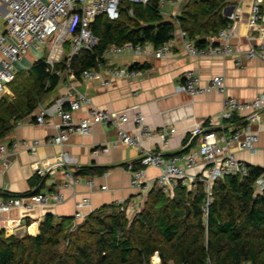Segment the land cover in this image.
Returning <instances> with one entry per match:
<instances>
[{"label":"built area","instance_id":"built-area-1","mask_svg":"<svg viewBox=\"0 0 264 264\" xmlns=\"http://www.w3.org/2000/svg\"><path fill=\"white\" fill-rule=\"evenodd\" d=\"M124 1L142 5L156 1L159 13L175 25L172 36L158 47L150 42L136 44L127 42L109 46L96 59L94 66L81 71L80 76L85 80H99L100 84L106 87L114 79L127 81L137 79L142 75V71L137 67H110L104 77L102 69L108 60L124 55L163 59L178 39L185 54L190 57L231 60L237 68H244L249 62L264 64V43L250 45L247 48L234 43L236 24L242 18L240 5L243 0H236L233 9L225 14L229 22L208 40L205 47L195 46L179 26L177 17L188 0H0V96L5 93L8 84L14 81L16 64L28 53H39L42 44L46 50V56L42 59L48 67L47 70L54 71V66L64 56L67 57V70L64 75L71 90L49 104L38 106L36 122L44 124L47 118L52 120V125L57 131L54 136L45 140L17 139L9 146L0 143V173L9 167L10 156L18 149L23 148L34 154L36 147L42 142L61 145L70 134L87 135L94 124L104 123L116 129L117 137L96 148L94 153H107L116 147L117 142L138 149L136 160L139 167L134 168L132 162L127 165L130 187L138 194L120 202V211L130 217L141 210L146 192L150 189L149 181L145 178V169L155 167L159 172L151 183L170 198L180 185L188 189L194 188L197 182L203 185L205 197L202 211L205 219L213 200L211 191L214 181L224 176L244 177L248 174V164L237 158L232 148L250 153L256 151L255 143L258 141L259 131L255 125L264 123V90L257 92L251 99L240 100L227 94L224 75H214L206 84H202L200 75L194 70H188L174 90L191 97L217 91L223 97L221 110L215 115L199 119L194 124L188 143L174 153H166V150L170 144L168 136L175 129H152L141 111L132 118L139 129V134L128 133L122 127V123L129 120L128 115L93 105L91 99L71 83L75 76L70 70L73 57L82 51L91 52L99 44V37L90 29L95 18L104 15L109 20L118 19L120 6ZM128 13L132 15L131 8ZM262 21L264 0H251L246 19L247 26H258ZM54 73L60 74L58 71ZM136 93L137 91H134L133 94ZM80 110H84L85 115L73 118L72 113ZM154 137L164 139L161 150L155 151L145 145V142ZM191 143L193 144L189 145ZM67 158V153L62 152L60 155L37 159L33 163V170L38 174L50 173L66 166ZM196 167H202L203 170L199 174H190L189 171ZM78 182V176L66 169L62 187L72 188ZM87 183L92 184L91 181ZM254 187L258 193L264 191V171L256 178ZM64 200L65 197L59 189L39 191L27 196L12 194L4 189L0 190V213L20 209L30 211L34 207L57 204ZM81 205L83 202L78 203V207ZM83 218L82 213L76 211L71 230L76 229ZM153 257L154 255L150 259V264H156L152 260ZM205 264L211 263L208 260Z\"/></svg>","mask_w":264,"mask_h":264},{"label":"trees","instance_id":"trees-1","mask_svg":"<svg viewBox=\"0 0 264 264\" xmlns=\"http://www.w3.org/2000/svg\"><path fill=\"white\" fill-rule=\"evenodd\" d=\"M232 1L188 0L177 17L179 26L195 46L205 47L208 37L229 22L223 9ZM90 29L100 41L91 52L82 51L72 58L70 70L75 77L94 66L109 46L150 42L158 47L171 38L175 25L159 13L156 1L147 5L124 1L118 19L99 15ZM66 62L64 56L54 66L57 75L38 59L28 69L34 84L26 95L18 97L12 91L14 99L0 100V138L13 122L38 108L65 74ZM132 163L139 167L138 160ZM93 170L81 169L78 174L102 172ZM262 171L264 168L248 165L244 177L215 180L205 219V193L199 182L192 189L180 185L172 198L152 186L135 215L127 217L120 211V203L111 204L87 214L74 230L72 219L56 221L46 214L37 230L22 238L0 231V264H150L155 254L161 264H205L208 260L211 264H264V191L258 193L254 187ZM37 192L36 188L32 193ZM31 224L26 220L28 228Z\"/></svg>","mask_w":264,"mask_h":264},{"label":"crops","instance_id":"crops-1","mask_svg":"<svg viewBox=\"0 0 264 264\" xmlns=\"http://www.w3.org/2000/svg\"><path fill=\"white\" fill-rule=\"evenodd\" d=\"M235 3L236 0H233L223 9L224 15L233 9ZM250 3L251 0H243L240 5L242 18L236 24L234 43L243 48L264 43V21L258 26H247ZM211 37L213 36L208 37L207 40ZM133 64H137L142 71V75L137 79L129 81L114 79L105 87L99 80L89 81L79 76L74 77L71 83L77 90L84 92L93 105L112 112L126 113L129 120L122 123V127L132 135L139 134V129L132 120L138 111L145 115L146 123L152 129L174 128L175 131L168 136L170 144L166 153H174L186 145L194 124L201 118L217 114L222 107L223 97L217 91L191 97L174 90L188 70L196 71L200 75L202 84H206L214 75H224L227 94L240 100L251 99L257 92L264 90V64L249 62L244 68H237L231 60L190 57L185 54L179 39L163 59L124 55L108 60L102 69V76H106L110 67ZM67 82V78L63 75L40 105L49 104L69 93L71 90ZM134 91L137 93L133 94ZM2 98L9 101L14 99L8 86L5 93L0 96V100ZM37 111L38 108L13 122L12 127L0 138V143L9 146L17 139L45 140L54 136L57 131L52 125V120L47 118L44 124H38L35 120ZM84 115V110L72 113L75 119ZM255 128L259 131L258 141L255 143L256 151L250 153L238 148H232V151L237 158L248 165L264 168V123L256 124ZM116 137V129L104 123H97L93 125L89 134L72 133L61 145L42 142L36 147L34 154L23 148L18 149L10 156L9 167L0 173V190L5 189L12 194L27 196L36 188L41 192L59 189L65 200L57 204L34 207L30 211L20 209L10 213H0V230L6 235H12L15 228L26 226V220H29L32 224L29 228L26 226L27 232L33 233L46 214H52L56 221L72 219L73 224L76 211H80L85 217L104 206L135 197L138 192L130 187V173L125 165L138 158V149L117 142L116 147L107 153H94L96 148L115 140ZM163 140L161 137H154L145 142V145L158 151L163 147ZM62 152L67 153L66 166L45 174H38L33 170V163L37 159L60 155ZM95 168L102 169V172H89H93ZM66 169L79 178V182L72 188L62 187ZM81 169H87L89 173L78 174ZM202 170V167H196L189 173L199 174ZM158 172L155 167L145 169V178L149 181L150 188ZM88 181L92 184L88 185ZM79 202H83L80 207H78ZM152 260L156 264L160 262L157 255H154Z\"/></svg>","mask_w":264,"mask_h":264},{"label":"rangeland","instance_id":"rangeland-1","mask_svg":"<svg viewBox=\"0 0 264 264\" xmlns=\"http://www.w3.org/2000/svg\"><path fill=\"white\" fill-rule=\"evenodd\" d=\"M67 50H68V47L66 46L65 51L67 52ZM45 56H46L45 45L42 44L40 46V52L39 53H36V52L28 53L23 58V60H21L20 63L16 64L15 79L13 82L8 84V87L11 91H14L18 97L23 93L26 95L27 90L29 88H31L30 86H32L34 84V79L32 76H30L29 71H28V67H30L35 61H37V59H42ZM146 197H147V192L145 195V199H146ZM145 199H144V202H145ZM144 202H143V204H144ZM0 231H2V230H0ZM4 235L10 236V235H6L5 232H4ZM61 248L63 249V247H61Z\"/></svg>","mask_w":264,"mask_h":264},{"label":"water","instance_id":"water-1","mask_svg":"<svg viewBox=\"0 0 264 264\" xmlns=\"http://www.w3.org/2000/svg\"><path fill=\"white\" fill-rule=\"evenodd\" d=\"M188 214H189V206L186 205L185 216H187ZM27 233H28L27 232V227L25 225L19 226V227L15 228L14 231H13V235H15V237H17V238H22Z\"/></svg>","mask_w":264,"mask_h":264}]
</instances>
